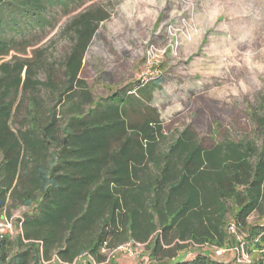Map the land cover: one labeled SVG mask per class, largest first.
Listing matches in <instances>:
<instances>
[{
    "label": "trees",
    "instance_id": "1",
    "mask_svg": "<svg viewBox=\"0 0 264 264\" xmlns=\"http://www.w3.org/2000/svg\"><path fill=\"white\" fill-rule=\"evenodd\" d=\"M69 1L0 0V58L26 45L9 32L44 29L50 9ZM107 18L88 10L72 21L61 83L38 77L43 61L0 65V213L24 209L17 237L0 238V264H105L104 250L127 243L145 248L147 264H237L207 247L237 248L238 259L259 252L264 223L249 219H264V116L260 147L229 138L206 147L188 127L164 134L144 101L159 81L95 99L80 73ZM22 95L27 114L14 129Z\"/></svg>",
    "mask_w": 264,
    "mask_h": 264
},
{
    "label": "rangeland",
    "instance_id": "2",
    "mask_svg": "<svg viewBox=\"0 0 264 264\" xmlns=\"http://www.w3.org/2000/svg\"><path fill=\"white\" fill-rule=\"evenodd\" d=\"M88 10L108 15L80 73L95 99L138 82L159 81L151 101L148 96L144 101L157 110L169 138L188 127L206 147L225 138L261 146L256 119L264 116V0H70L50 9L44 29L9 32L8 37L27 42L1 57L0 65L43 61L45 68L38 70V77L46 81L51 73L61 83L62 62L73 42L70 24ZM39 93L50 99L48 92ZM26 99L22 95L14 110V129L26 117ZM10 211V216L8 211L0 213V221L13 224L15 238L24 209ZM249 223L261 224L264 219L253 215ZM133 248L138 252L134 258L105 250V264H147L145 248L139 244ZM225 250L218 255L215 247L204 249L224 263L252 264L262 257L255 251L246 262L233 254L232 247ZM192 252L180 253L179 258ZM88 263L97 264L88 258L76 264ZM44 264L63 263L54 259Z\"/></svg>",
    "mask_w": 264,
    "mask_h": 264
},
{
    "label": "built area",
    "instance_id": "3",
    "mask_svg": "<svg viewBox=\"0 0 264 264\" xmlns=\"http://www.w3.org/2000/svg\"><path fill=\"white\" fill-rule=\"evenodd\" d=\"M13 234V224L11 222L2 223L0 221V238H3L6 235H12ZM132 244V243H131ZM124 244L115 249V252L118 253H124L128 255L130 258H134L137 256L138 252L133 248V244ZM105 251V250H104ZM239 250L237 248H232L233 254H237ZM225 248H217V254L221 255L225 253ZM259 253L264 255V243L262 245V248L259 250ZM241 259L246 262H250V255L243 253L241 256Z\"/></svg>",
    "mask_w": 264,
    "mask_h": 264
},
{
    "label": "crops",
    "instance_id": "4",
    "mask_svg": "<svg viewBox=\"0 0 264 264\" xmlns=\"http://www.w3.org/2000/svg\"><path fill=\"white\" fill-rule=\"evenodd\" d=\"M179 259H181V257Z\"/></svg>",
    "mask_w": 264,
    "mask_h": 264
}]
</instances>
